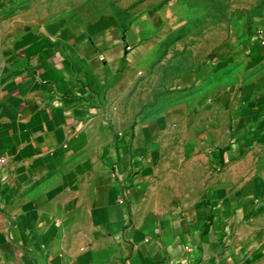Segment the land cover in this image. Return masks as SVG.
<instances>
[{"label":"crops","instance_id":"1","mask_svg":"<svg viewBox=\"0 0 264 264\" xmlns=\"http://www.w3.org/2000/svg\"><path fill=\"white\" fill-rule=\"evenodd\" d=\"M86 9L0 0V264H264V19L164 75Z\"/></svg>","mask_w":264,"mask_h":264},{"label":"rangeland","instance_id":"2","mask_svg":"<svg viewBox=\"0 0 264 264\" xmlns=\"http://www.w3.org/2000/svg\"><path fill=\"white\" fill-rule=\"evenodd\" d=\"M38 16L111 9L127 26L159 39L164 75L221 57L243 40L250 23L264 19V0H35Z\"/></svg>","mask_w":264,"mask_h":264},{"label":"built area","instance_id":"3","mask_svg":"<svg viewBox=\"0 0 264 264\" xmlns=\"http://www.w3.org/2000/svg\"><path fill=\"white\" fill-rule=\"evenodd\" d=\"M8 163L9 161L6 157L0 156V171L3 170L7 166Z\"/></svg>","mask_w":264,"mask_h":264}]
</instances>
